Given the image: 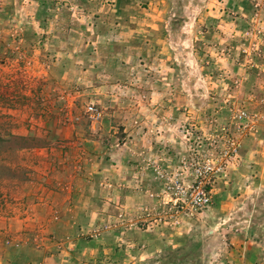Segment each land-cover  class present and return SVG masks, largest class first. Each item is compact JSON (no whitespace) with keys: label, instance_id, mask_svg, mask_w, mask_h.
Here are the masks:
<instances>
[{"label":"rangeland","instance_id":"rangeland-1","mask_svg":"<svg viewBox=\"0 0 264 264\" xmlns=\"http://www.w3.org/2000/svg\"><path fill=\"white\" fill-rule=\"evenodd\" d=\"M168 102L186 113L180 134L187 123L211 137L222 127L236 133V115L246 112L251 129L242 139L251 135L249 152L262 159L251 165L264 177V0H0V126L32 147L16 153L0 145V241L18 255L16 264L65 243L47 238L56 223L40 220V209L50 192L66 194L63 185L83 176L97 218L80 229L75 248L90 242L110 250L64 257V264H264V179L214 187L212 205L195 215L182 246L142 250L151 224L173 228L165 185L177 174L192 181L181 173L187 143L176 167L151 174L160 191L134 188L140 203L128 212L119 196L103 203L112 185L105 149H119ZM89 104L98 121L84 114ZM215 145L220 151L222 141Z\"/></svg>","mask_w":264,"mask_h":264},{"label":"crops","instance_id":"crops-1","mask_svg":"<svg viewBox=\"0 0 264 264\" xmlns=\"http://www.w3.org/2000/svg\"><path fill=\"white\" fill-rule=\"evenodd\" d=\"M181 106L172 102L158 103L151 112V121L143 122L139 130H136L135 133H133L134 131L129 133L123 139L124 142L119 146V149L113 148L110 153L105 152L108 151V149H105L103 155L105 157L107 155L110 156V161L107 167L105 166V170L108 171V180L112 185L109 186V189L103 190V203L111 206L110 203L116 201L114 198L119 196L117 200L121 209L128 212L132 205L140 203L134 200L135 195H138L134 188L143 191H160L161 181L153 182L150 178L151 174H153L154 170L169 172L177 166L178 158L183 155L185 150V141H183L179 132V127L184 122L186 114L185 111L183 113L180 112ZM145 109L148 111V107ZM144 115L147 114L144 113ZM187 125L191 124L187 123ZM122 126L128 129V124L122 123ZM144 126H147L148 130L144 129ZM125 129L124 132H126ZM197 129L202 130V127ZM250 137L251 135H248L242 139L238 160L232 162L227 170L226 178L215 181L212 186V203L213 198H215L214 191L216 189L213 191L214 187H220L223 190L231 187L233 189L237 185L246 186L248 184L249 187H253L263 181V171L251 165L253 162L252 158L255 161L262 159L259 155L254 157L252 155L253 152H249L247 146L250 142ZM117 158L120 160L118 161ZM99 170H101L100 167H95V173H103V170ZM62 173L65 174L64 172ZM90 185L89 182L85 181L84 176L80 178L73 177L72 182L63 185V187H66V194L55 193L51 197L52 192H50L49 197L52 200H47L46 209H40L39 219L50 223L54 221L56 224L52 228L50 227L47 238H63L65 243L57 244L61 247L47 249L46 253L39 257L40 259L30 257L32 264H38L37 262L39 261L40 264H64V257L71 258L74 255L85 256L82 260H88L95 256L106 254L107 251L105 250L107 249L110 250L105 245H103L102 249H93V247H90L94 244L92 242V244L90 242L80 244L83 247L79 251L75 248L80 238V229H87L91 225L90 223L96 222L97 218V214L93 212L94 210H91L93 194ZM56 195L60 200L55 199L54 196ZM234 202V200H228L225 203L229 205ZM218 203H223V201ZM225 203L218 204V206H223ZM54 209L56 217L52 218L51 211ZM100 215L101 213H98V216ZM194 218L196 216L179 219L176 225L174 224L175 220L171 219L169 220V225L172 224L173 228L170 226L166 227L170 228V230H162L163 227L158 229V226L151 224L152 228L150 227L149 230L141 235L143 242L139 244L143 246L142 250L145 247L147 249L145 251H149L148 253H157L162 252L165 248L182 246L187 238L184 235L190 232L194 221L197 220ZM125 238H127L126 235ZM16 256L18 255L13 249L5 247L0 241V264H16Z\"/></svg>","mask_w":264,"mask_h":264},{"label":"built area","instance_id":"built-area-1","mask_svg":"<svg viewBox=\"0 0 264 264\" xmlns=\"http://www.w3.org/2000/svg\"><path fill=\"white\" fill-rule=\"evenodd\" d=\"M84 114L94 122L100 119L99 111L92 104L85 106ZM247 119L246 112H239L236 120L241 127L236 128V133L231 132L227 127H222L215 131L217 134L213 137L207 136L192 125L182 127L181 134L187 143L190 160L181 163V173L189 174L192 181L185 183L182 179L183 174L167 178L165 186L168 200L165 206L171 212V219L175 220V225L178 224L179 219L201 214L212 205V186L215 181L226 178L230 165L238 160L243 133L251 129ZM216 139L222 141L221 150L218 152H216ZM203 144L209 147L208 155H205L202 149Z\"/></svg>","mask_w":264,"mask_h":264},{"label":"trees","instance_id":"trees-1","mask_svg":"<svg viewBox=\"0 0 264 264\" xmlns=\"http://www.w3.org/2000/svg\"><path fill=\"white\" fill-rule=\"evenodd\" d=\"M0 130L2 132V135L0 133V145L6 144V149L8 152L11 150L15 151L16 153L21 152L22 150H26L28 148H32L30 143L31 141L27 137H21V136H16L13 133H11L7 128L1 127ZM15 149H11L12 147ZM0 152L3 153L5 150ZM6 151V152H7ZM7 166V165H6Z\"/></svg>","mask_w":264,"mask_h":264}]
</instances>
